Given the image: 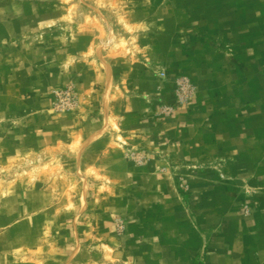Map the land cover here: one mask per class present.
<instances>
[{
	"label": "rangeland",
	"instance_id": "1",
	"mask_svg": "<svg viewBox=\"0 0 264 264\" xmlns=\"http://www.w3.org/2000/svg\"><path fill=\"white\" fill-rule=\"evenodd\" d=\"M0 264H264V0H0Z\"/></svg>",
	"mask_w": 264,
	"mask_h": 264
},
{
	"label": "crops",
	"instance_id": "2",
	"mask_svg": "<svg viewBox=\"0 0 264 264\" xmlns=\"http://www.w3.org/2000/svg\"><path fill=\"white\" fill-rule=\"evenodd\" d=\"M102 72H104V71H102ZM107 72H108V76H107V74H103V75L100 73L96 74L97 75V79H96L97 81L96 82H101V80H104V78H105L104 81H106V79H107L109 82V78H111L110 81H112V83H113V79H114L113 78V69H110ZM101 76H104V77L102 78ZM99 78H102V79L99 80ZM95 90L97 92V95H95L94 97L99 98L100 103L102 100L101 104L106 105V98H107V107H108L109 112L112 111V108L116 109V107L119 105L118 99L121 95H120L119 90H117L115 88V83L110 88H101V89H95ZM134 99H135L134 96H131L128 98L130 104L132 102H134ZM101 119H102L101 117L92 119V123H91L92 127H91L90 135H94L95 133H98L97 131L100 129V126L98 125L99 123L101 124V127L103 126V124L101 123Z\"/></svg>",
	"mask_w": 264,
	"mask_h": 264
},
{
	"label": "built area",
	"instance_id": "3",
	"mask_svg": "<svg viewBox=\"0 0 264 264\" xmlns=\"http://www.w3.org/2000/svg\"><path fill=\"white\" fill-rule=\"evenodd\" d=\"M54 95V112L72 110L77 105V101L79 98L77 87L75 85H69L65 88L59 89L55 91Z\"/></svg>",
	"mask_w": 264,
	"mask_h": 264
}]
</instances>
